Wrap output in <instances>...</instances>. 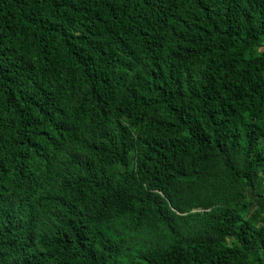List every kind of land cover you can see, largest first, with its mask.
<instances>
[{
    "label": "trees",
    "instance_id": "16d2710c",
    "mask_svg": "<svg viewBox=\"0 0 264 264\" xmlns=\"http://www.w3.org/2000/svg\"><path fill=\"white\" fill-rule=\"evenodd\" d=\"M0 264H264V0H0Z\"/></svg>",
    "mask_w": 264,
    "mask_h": 264
}]
</instances>
